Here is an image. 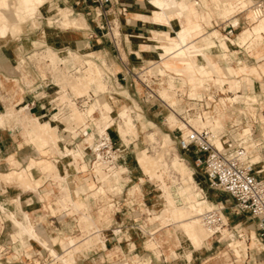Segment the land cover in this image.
<instances>
[{"label": "rangeland", "instance_id": "1", "mask_svg": "<svg viewBox=\"0 0 264 264\" xmlns=\"http://www.w3.org/2000/svg\"><path fill=\"white\" fill-rule=\"evenodd\" d=\"M179 1H181V0H179ZM187 1H190V0H187ZM213 1L214 0H210V4H211L213 10L215 11V13H217V14H215L213 17V20H212L213 23L206 27L207 30H211L212 27H216L223 34L227 35V32L223 31V27L225 26V24L230 22L231 25L234 26L236 29L234 30V34L228 35V36H230L231 38H235L237 36V34L242 29H244L245 27H251L252 26L253 22H252V19H250V17L253 14L251 9H254V5L246 7L245 10L238 9L237 12H241V13L236 16V18H238V21H237V24H234L236 21V20H234V18L226 20V18H229L232 15H229V14L226 15L224 7H222V5H220V4L218 6H216L217 5L216 1H214V2ZM131 2H133V4L130 6L131 10H129V13L127 14V17H128V19H130V21H131V18H133L132 14H131L132 8H140V7L144 6L146 3V0H133ZM191 2L194 3V1H191ZM199 2H200L199 3L200 5L198 4V7L199 6L201 7L202 14L204 16L203 20L205 21L210 17V14L208 11H206L203 8V4H201L202 0H199ZM208 3H207V5H208ZM68 7L69 6L61 0H52V1L50 0L49 3H46L42 7V9L40 11H38L36 18L23 23L22 24L23 26L20 29L16 28V30L13 31V35H12L11 29H9L8 26H3L1 28L2 33H1V37H0V63L4 64L3 67H1L4 69H0V88H4L5 91H7L9 93L10 96L7 97V99H6L7 104L0 107V114L2 112L6 111V109L9 106H16V109L20 108L21 105L27 106V98L31 97L29 95V93H27V88H37L38 93L43 91V90H46V88H54V90H55L56 88H58L54 85V83H57V77L59 78L58 79L59 81L62 79V77H63V79H65V80L62 79L63 82L61 80V82L63 83L62 84L63 86H65L67 88L69 85V87L72 88L71 85L74 82V78L76 80L80 74L81 75L83 74V72L86 68V60L87 59L95 60L96 63L99 65V67L102 69V81L103 82L105 81V83H104L105 88H103L104 89V91H103V89L99 88V86H97L98 84L97 83L94 84V82L88 83L89 85L87 84L85 86H89V87H84V88H88L89 90L92 88L91 90H94L97 87V90H95V95H96V98H98V97L100 98V100L102 102L101 106H103L104 103L107 105L110 104V106H107V108L109 109L113 105L110 108L111 110L109 109V111L112 112V110H114L112 113V115L114 117L111 114H109L110 115L109 117H111V118L113 117L111 119V121L114 120L113 123L116 125H114V127L112 128L111 134L114 135L115 139L118 140V142L122 143L123 146H124V142L121 140L120 135H118L119 134L118 125H119V123L123 124V119L119 115H118V117H119L118 118L117 113L123 109H127L128 112L131 113L133 120H134V123L139 128V132H138V137L134 136V139L131 140V142L129 143V145L127 147V154L128 155H127L126 160L128 162V166L130 167V173H129V175L123 174V176L129 177L132 181L126 182V183L117 182V184L116 185L114 184V185H115V188L117 187L116 189L120 193H122V191L124 190L125 198H127L126 203L128 201H131L132 197L137 198V201L139 203H141L140 206L138 207L137 213L135 212L134 217H133V220L136 219V222H138V223L134 222L135 223L134 227H136V229L131 228L129 231H126V230L123 231L122 228L119 227V223L121 222V219H120L121 217L119 218L120 222H118V223L114 222V213L110 211V208L108 207V205L97 206V204L94 203L91 196L95 195L97 197L100 194L106 195V188H104V187H103V189L101 188V192L99 191V189H100L99 188L92 195L90 194L89 200H88L90 203V206L92 207V214L94 215V217L97 216L98 207H103L102 211L100 210V214L102 215L101 216L102 219L100 221H98V220L95 221L92 218V216L89 214V212L86 213L85 211H83V213H82V211L78 210V212H75L77 214L72 215L71 208H63V206H60V210L58 212H64L67 214V216L63 219L64 225H66L67 227H71L73 229V232L69 231L67 233L75 236L76 239H78V242H76L78 245V246L77 245L76 246L79 247L78 251H80L81 249L83 250L84 256L82 257V259L85 257V255H87V256L89 255L87 253V250L95 248V247L98 249L102 248L101 247V241H100V239L102 237H100V235H95V237H92V232H93L92 230L97 228L96 222L98 223L99 228L106 229V228H108V226H110L111 227L110 229L115 230L118 228L120 230L119 232L113 231V233L115 232L114 234L111 232L110 229L108 231H107V229H106V231H104L105 238H106L105 240L107 242V245L109 247H111V245L117 246V248H115V249L109 248L107 251L101 252L98 254L99 255L98 262H104V264L108 260H113L114 264H154L155 261H160V262L162 260L169 261L170 259L173 258V255L172 256L169 255L171 246H173V249L176 251L174 253V255L178 254L177 260L180 263H185L186 260L183 258V256H180L182 250H185L186 248L191 249L190 246L195 249L191 239H189V238L186 239V237L183 236L177 230V226H176L177 224L173 223V221L171 219H167L168 220L167 221L165 217H162V216L159 217L161 215L160 213H162L161 211L164 209V204L162 202V199H160V192L162 193V190H160L159 185H160L161 181L159 180L160 182H156V180H158L157 178L150 179V177H148V175H144V173L142 172L141 168L139 167L138 161L136 160V154H137L138 150L140 149V150L148 151V153L154 157H156L157 153L162 154L163 160L167 163V164H165L166 166L164 165L166 167L165 168L166 170H164V173H163V180L167 183V185L171 186V189L173 191H176V189L177 190L182 189V188L185 189V188L192 185L191 189L195 190L196 192L200 191L201 189L203 190L202 196L203 197L207 196L206 199H207L208 205L211 208H214L213 205H215V206L224 205L226 207V210L222 209V214L224 216L225 221L227 222V224L224 226V228H225L224 233L226 235L225 234H223V235L214 234L213 236L210 237L208 244H207V247H203V248L199 249V251H195L196 249L194 251H192V254H193L192 259L194 261V264H264V249L259 248V247H255L257 245L253 244V239L251 240V238H252L251 234L253 233L252 230H254L258 236V239L262 243H264V235L263 236L260 235V231L258 230L257 221L255 219H253L250 216V214H248V213L240 214L238 212V209L236 208V206L234 204L235 202L232 200V198L230 196H228L227 194L217 192L216 190L210 188L208 185V182H207V178L205 177V175L203 174L201 169L197 168L195 166V164L193 163V161L190 160L188 157L185 158L183 151L179 150V148H176L177 147L176 135H178L177 129L179 127L182 128V124L180 121L181 117L179 115H176L177 118L174 119L175 124H172V125L169 124V122L167 121V117L171 116V114H170L171 112H169L168 108L162 104L163 103L162 100H159L156 96L151 95V92H148L146 90V88H144L142 86L141 82L138 79H136L133 75H131L132 80H133L131 85L133 86V88H130V86H131L130 84H129L130 86L128 88V83H126L124 80H122L121 77L119 78V80H120L119 83H116V82L112 83L111 81L107 82L105 80V71H106L105 69H109V66L107 65V63L103 64V59H101L102 54H101V52L96 51V45H94L92 48H90L88 46L83 48V46L81 45L78 47V49H80V50H67L66 52L59 53L60 48H56L58 46L55 44H51L49 41V38H46L47 36H49L51 34V32L54 33V35H55V31H59V32L65 31V30H68V28H73V26L74 27H79V26L84 27V26H86L85 25V23H86L85 17L88 19V21H90L91 18H93V16H94V12L91 13V15H90L91 18L87 17L86 15L84 17L82 14L77 16L76 12L73 13L72 9H70ZM152 8L155 9L156 7L154 5H152ZM59 9H62V11L64 9L65 13L60 14L58 12ZM68 9L72 11V14H70L71 12L68 13V11H69ZM196 9H197V7H196ZM118 17H119V19L118 18L116 19V16L112 15V18H114L115 21L117 22V26L112 30V34L110 33L107 35V38H110L111 35H115V36L119 37L118 33L121 30V29H119V25H120V21H123V17H120L119 15H118ZM51 20H53V23ZM125 20H126V18H125ZM75 21H76V23H75ZM135 23H139V24H142L144 26H147V28L144 29L143 31H140V32L138 30H134L135 32H138V33H134V31H132L133 37H137L138 35H142L144 37H149V36H151L152 29H158V30H165L166 29V27L164 25H162L160 23L156 24L152 20H149L148 22H144L141 20H135ZM72 24H74V25H72ZM130 25H132V24H130ZM120 26L122 28L123 24H121ZM45 29L49 30V31H45ZM106 31L107 30L105 29V32ZM263 31H264V29H263ZM43 37L45 39H42ZM259 42H256L254 44V48L258 47L261 44H262L261 47H264V39H262V42L261 41H259ZM235 47H236V49H234L233 51H234V53L236 52V54H234V56L237 57V55H238V58L243 60V62H247L250 65L254 64V58H253L254 56L251 55L252 52L247 51L246 45H244V46L235 45ZM49 51L57 52L59 56H62V58L67 57V54H69V53H70L69 55L74 56L75 55L74 52H76L78 55H81V57H79V58H82V59H79L77 61V63H79V65H80V63L81 64L83 63L81 65V69L79 70V73H77V74L68 73L69 71L66 70L67 66H65L66 69L61 68V66L57 67V62H54L51 58V55H48ZM77 51H80V52H77ZM239 51H241L242 53L238 54ZM87 52L92 53V56H87L86 55ZM155 55L159 57V55H157L156 53H155ZM248 55H250V57H248ZM48 58H50L51 61L47 60ZM83 59H85V60H83ZM99 60H100V62L98 63L97 61H99ZM68 62L71 63L72 61H68ZM24 64L27 67V70L30 71L29 75L27 74V72L24 71ZM156 64H158V63H156ZM149 65H150V62H149ZM222 65L228 66V64H225L224 62H222ZM232 65H237L236 61L233 62ZM18 66L20 67V70H18ZM148 66L145 68V70H142L138 73V75H140V78L147 79L151 75L158 74L157 73L158 71L160 73H163V71H165L163 74L167 73V70L164 69V67L161 64H160V67H155L156 65H152V68L150 69L151 71L146 72L147 69L149 68ZM42 70L45 72L47 70L46 76L44 75V72ZM59 70L60 71L62 70V71H61V73L58 74ZM103 70H105V71H103ZM113 72H115V71H113ZM68 74H69V76H68ZM37 75L39 76L38 78H40L38 80H37ZM70 75H72L73 78ZM60 77H61V79H60ZM64 77H66V78H64ZM175 77L169 76V78H170L169 79V78H166L165 76H162V75L159 76L160 79L156 80L155 85H153V89L161 97L166 96L168 94L170 96V98L165 99V100L169 104H171L170 102L172 100H177V103H175L173 105H178L180 100L175 96L174 92L171 90V88L174 87L173 83L175 81ZM181 77H182L183 82H184V79H186V76L184 75ZM72 79H73V81H72ZM68 81L71 82V85L69 84L70 82L68 83ZM165 81H168L170 88L166 87V84H164ZM186 81H187V79H186ZM43 82H45V83H43ZM95 82H97V81H95ZM160 82H163V84H160ZM212 82L214 83L213 79H212ZM262 82H264V77L262 78ZM64 83H66V84H64ZM187 83L189 84L190 82H187ZM215 83H218V82H215ZM39 85H41V86L38 87ZM221 85H222L221 83H218L217 87H216V84L211 85L212 88H226L227 91L223 90L224 94L214 92V94H216V99L220 98V101H219L220 103L217 105L213 104L212 108L210 109V113H212V115H216V111L218 109L225 108L229 117L226 120L224 131H226V132L230 131L231 132V137L228 138V140L230 142H232L231 145L233 147L234 145H236V142H233V138H236L238 135V132H240L242 129L248 128L247 126H249L248 124L250 123L251 119L246 121V122L244 121V123L241 124L240 127H238L237 129H235V131L232 130V128H230V125L235 120H240V118H239L240 116L238 117L237 111H235V113L232 112L233 109H231L229 107L230 104L227 103L226 98L228 96H234L235 95L234 93H232L231 91L228 90L229 84L228 83L224 84V87H221ZM65 87H62V88H65ZM16 88H17L16 95L13 96L14 92L11 93L9 91H11V90L15 91ZM109 88H121V89H117L119 91L126 90V92H124V94H129V96H128L129 99L128 98L126 99L124 96L118 95L115 93L113 94L112 98L109 97L107 94H103L105 92H108ZM242 88H245V87H242ZM246 88H248V87H246ZM255 88H260L259 83L256 84ZM163 89H164L165 93H164ZM181 89L186 91V90H189L190 88H181ZM262 89H264V88H262ZM200 90L201 89L197 88L196 91H200ZM246 91H248V89H246ZM100 92H102V94ZM247 93H249V92H247ZM44 94L45 93H39L38 98H40L41 96H44ZM121 94H123V93H121ZM239 94H242V92H240ZM150 95H151V97H150ZM96 98L94 97L88 103V105H91V103L94 102V100ZM221 102H223L224 104ZM258 102H259V100H257V103ZM72 106H73V104H72ZM104 108H106V105H104ZM50 110H51V108H48V111L50 112L49 115L51 117L54 114L53 113L54 111L53 110L50 111ZM28 112L32 116L38 117L41 121H49V118H48L49 115L40 112L38 104L36 106H33V108L31 110H28ZM255 112L258 113V116H257V119H258L260 109H258ZM136 113L142 114V120L141 121H140V119H138L139 118L138 115L136 116ZM147 113L150 115L145 116V114H147ZM119 114H120V112H119ZM263 114H264V112H263ZM95 116L98 117V112L95 114ZM22 117H24L23 114H22ZM63 118H64V120H63V123H61V125L63 127L67 126L66 128L68 130H63L62 129L63 127H62L59 130V134L66 135L68 132H65V131H69V130L72 131V129L73 130H75V129L72 127L71 128L69 127L70 125L68 123H70V121H71L70 116H67V114H66V115H64ZM69 118H70V120H69ZM98 118H96V119H98ZM248 118H249V116H248ZM263 118H264V115L261 116L262 120H264ZM31 119L26 120V121H22L21 122L22 125H16V124L12 123L13 131H10L13 134L12 139L9 138V133L7 134L9 127H6V130H5L6 133L3 134V137L6 139H4L3 142H0V149H1V153L3 155H8V153L12 152V153H15L17 158H19L21 160L22 157L24 156V154L27 151L31 150L32 145L28 144L26 142L24 135L22 133V130H25L23 128L24 126L27 128V130H29L28 125L31 124V121H30ZM72 120L74 121V119H72ZM143 120L147 124L145 122H143ZM25 122H26V124H25ZM74 122H76V120ZM148 122H151V123L148 124ZM51 124L53 126H55L56 123H51ZM21 126L23 129L21 128ZM91 126L93 127V130H94L95 126L94 125H91ZM254 126H255V129L257 130V133L259 132L258 133L259 135L257 136V138L254 137L250 140V144H251L250 148H255V147H253L254 143H256V142L258 143L259 141H261L260 146H257V148H259V147H260V149L263 148L262 152L261 153L258 152V153L262 156V158H263L262 160H264V136L262 135L263 134V128H262L263 126H262V123H260V122L254 124ZM141 127L143 129H141ZM221 127H223V123L221 120H220L219 125L214 124V130L217 134H218L217 131ZM244 127H246V128H244ZM86 128L87 127H85V131L88 130ZM249 128H250V126H249ZM1 130H2V128L0 127V131ZM31 132H32V130H31ZM246 132H249V129ZM25 133H27V132L25 131ZM88 133H89V130H88V132L86 131V134H88ZM96 133H97V128H96ZM150 133L154 134V139H151ZM31 136L32 135L31 134L29 135V133H28V137L30 139H31ZM217 139L219 140V138H217ZM31 141H32V139H31ZM254 141H256V142H254ZM33 142L34 141H32V143ZM254 151H255V149H254ZM34 155L38 156L37 154H35L33 152V156ZM254 156H257V155L254 154ZM175 157H178L181 161H183L185 163V165L189 169L188 171L191 170L194 172L195 175H193V180H191L192 183L191 182L189 183V181L186 178H185L186 180H184L182 175L180 174V171L178 169H176L175 166L172 165V162L175 159ZM38 160H40V159L38 158ZM62 163L60 162V167H62V165H64V162H62ZM255 166H256V168H259L260 163L258 162ZM84 167H86L85 164H84ZM62 168H59V169H60V172L62 174H64L65 170H62ZM6 171L9 172V171H12V169H9V171H8V168H1L0 169V176H1V173H4ZM33 173H34L36 178H39L40 176H42L39 172L36 173V171H35ZM68 173L70 174L68 177V180H70V179L72 180V178H74V179H77V182L79 184H81V183L85 184V185L80 187V190H82L83 192H86L89 190L87 185L89 183H91V180L85 182V177H88V175L86 173L85 174L84 173L74 174L72 167H71V169H68ZM186 176H188V175H186ZM185 181H188V182H185ZM0 182L5 184V181H3L1 179H0ZM49 183H51V185H49ZM151 183H153V184L151 185ZM122 184L125 185L123 190H122ZM16 185H17L16 183H13V184L6 183V185H4V186L5 187L11 186L13 188V190H10L9 193L12 194V191L15 190L14 187ZM56 185H57V182H55L54 179H52V180L50 179L42 187V188H45L44 190H46V191L50 190L52 192V189L54 190V193H52V195L55 198L48 200V202L53 203L54 207H58V204H59L58 201L60 200L61 196L63 195V191L60 189V187H58ZM78 185L75 184L74 186H78ZM136 185H138L139 189L142 192L139 189H138V192L137 191H135V192L133 191V193L130 192V189L132 190V187H134ZM18 189L19 188H17V190ZM18 191H23V189H19ZM91 192H93V191H91ZM91 192H89V193H91ZM127 193H128V195L126 196ZM205 194H206V196H205ZM80 196H81L80 194L77 196H74V194H73L74 199H78ZM86 199H87V196H86ZM181 200L182 199H178V202H177L178 206L183 205ZM9 201H10V199L8 200V202ZM142 202H145L147 206L142 204ZM5 206L8 209L12 208V205L10 202L8 204H5ZM71 206H72V204H71ZM31 211H34L31 213L35 214V216L42 214L41 210H35L34 209ZM139 211L141 212L140 215H139ZM104 212L105 213L107 212V214L110 213V216L108 219H106V217L103 216L105 214ZM117 213H119V216H121L120 213H122V212L118 211ZM83 214H85V215L88 214L91 217L90 221H92L93 223L90 222L89 220H83V216H84ZM73 216H75L78 219L81 216V220H80L81 225H80L79 220L73 219ZM110 218H111V220H110ZM154 218H156V219H154ZM152 219H154V220H152ZM127 222L128 221L125 220L124 224ZM139 225L142 229H140ZM145 228H146V230H145ZM9 229H10V231L14 230L12 228V226H10ZM53 229H54V226H51L50 228H48V231H52ZM77 229H79V230H77ZM239 229H240V231H239ZM65 231H67V230L65 229ZM177 231L181 237V241L178 239ZM135 232H137V233H135ZM154 232H156L154 235L155 238L152 235H150V236L153 237L152 240L155 242V245L151 246V247L146 246V243L144 242L143 238L147 237V239H150L149 234L154 233ZM166 234L169 237H167ZM64 235L65 234L63 233L61 238H64ZM102 235H103V233H102ZM117 235H119V236H117ZM39 236H40V234H39ZM118 237H121L122 239L118 240ZM40 238H42V237L40 236ZM71 238L76 241L75 238H73V237H71ZM8 240H9L8 236H6V235L1 236L0 237V246L7 244ZM68 240L65 243H63V241H62V243L64 245H66ZM233 240H241V241L243 240L244 243L242 241V245H244V244L248 245V249L244 250L241 246H239L238 249H239L240 255L238 256V254L235 253L236 251L234 252V249L230 245V243ZM4 241H6V242H4ZM93 242L95 244H92ZM132 243H135V245ZM33 244L35 245L36 249H40V246L37 245V243L34 242ZM91 244H92V247H89V246H91ZM156 244L157 245L160 244V250L162 252V255L160 257H158L151 250V248H154L156 246ZM229 245H230V247H229ZM204 246H206V244ZM142 248H145V253H143ZM251 249H253V250L251 251ZM71 251L72 252H68V253L72 254L73 250H71ZM68 255L66 254V256L61 257L64 264H69L72 262L69 260H68L69 262H66L64 260V258H69ZM7 256H8V258L12 257L10 254ZM47 260H49V259H47ZM23 261L25 263V262H28L30 260H26L25 258H23ZM60 262H61V260H59V262L57 264H63L62 262L61 263Z\"/></svg>", "mask_w": 264, "mask_h": 264}, {"label": "bare ground", "instance_id": "2", "mask_svg": "<svg viewBox=\"0 0 264 264\" xmlns=\"http://www.w3.org/2000/svg\"><path fill=\"white\" fill-rule=\"evenodd\" d=\"M49 1L50 0H0V37H1V33H2L1 28L3 26H8L9 29H11L12 35H13V31L16 30V28L20 29L23 26L22 25L23 23L36 18L38 11H40L46 3H49ZM191 1H194V3H196V4H198V2H199V0H190V1H187V0H181V1H179V0H150V3L156 7L155 9H153L154 20L167 23L169 25L171 33H172L171 37H167V38L161 37L159 39L154 38L153 41L155 43L152 46L153 52H157L159 54V57L162 59L161 65L164 67V69L170 66L169 61L166 59L167 57L170 56V57H175V58L182 60V62H183L182 67L183 68H181V69L177 68V67L173 68L177 72V73H173L175 75L180 76L182 70L194 71L197 74V77H196L197 81L196 82L199 85L206 84L208 82V80H212V79L214 80V83L218 82V83H221L223 85L226 81L225 78H227L229 76L237 75L239 71L237 69H235L234 66L228 65V66H226V69H225L226 70L225 76H224L225 78L219 76L217 65L211 59L210 54H217L221 51L219 48V45L217 43V40H219L221 38V35L219 34V32L217 30L206 32L203 29L202 24L200 22V19L202 18V14L200 13L199 15H197L196 7H195L194 3ZM214 1H216V4H217L216 6H218L220 4V5H222V7H224L226 15L227 14L233 15V14L237 13L238 9L245 10L246 7L252 6L256 2L255 0H214ZM251 10H252L253 14L250 17V19H252L253 24L251 27H245L240 32V34L238 35V43L241 46L246 45L249 48H254V44L256 42H259V41L262 42V39H264V31H263V29H264V12L256 11L255 8L251 9ZM63 11H64V9H63ZM63 11H62V9L58 10V12L60 14H64L65 11L64 12ZM69 12H71V10H69L68 13ZM196 18H198V19H196ZM75 23H76V21H75ZM74 24H72V25H74ZM163 40H165V41H163ZM49 53H48V55H51L52 60L54 62H57V67H60V65L62 63H64L65 66H67V63H69L66 59L62 58V56H59L57 52L49 51ZM69 54H67L68 57L74 58L73 56H71ZM74 54H75V52H74ZM86 55L92 56V53L87 52ZM222 56L223 57L225 56L224 58H226V59L229 58L227 52L224 53V55H222ZM75 57H76L75 60L82 59V58H79L81 56H79L77 53H76ZM255 58H257V57H255ZM47 60L51 61L50 58H48ZM83 60H85V59H83ZM105 63L106 62H104V60H103V64H105ZM155 67H160V64H156ZM244 70H245V67H242L241 71H244ZM256 70L257 69H255V71ZM61 71L59 70L58 74L61 73ZM103 71H105V70H103ZM164 72L165 71H163V73ZM68 76H69V74H68ZM70 76H72V75H70ZM170 76L175 77L173 75H170ZM66 77H64V78H66ZM72 78H73V76H72ZM180 78L182 79V77H180ZM58 79L59 78L57 77L58 84L62 83L63 80H65V79H63V77H62L63 80L60 77L62 82H61V80L59 81ZM244 79L246 81L252 82L251 78L245 77ZM72 81H73V79H72ZM95 81H97V82H95ZM69 82L70 81H68V83ZM91 82H94V84L97 83L98 84L97 86H99V88H102V89L105 88L104 87L105 81L104 82L102 81V69L99 67V65L96 63L95 60L87 59L86 60V68H85L83 74L82 75L80 74L76 80L74 78V82L72 83V85H71V82L69 84L72 86L71 89H72L74 95L83 96V95H86L92 89L91 88L89 90L88 88H84V87H89V86H85V85H87L88 83H91ZM184 82H186V79H184ZM64 84H66V83H64ZM240 85H241L240 81L237 80L236 86L240 87ZM193 86L191 87L192 88L191 89L192 91H190L191 94L201 95V93H199V91H196L197 88H194ZM63 87H65V86H63ZM68 87H69V85H68ZM216 87H217V85H216ZM65 89H66V87L63 90L65 91ZM236 89H240V88H236ZM95 90H97V87L93 91L95 92ZM103 91H104V89H103ZM163 91H164V89H163ZM164 93H165V91H164ZM261 96H262V94L260 96H258V99L257 98L244 99V100H242V102H244L246 106H253L257 102V100H259V103H261V108H262V107H264V100L262 102L260 101ZM60 98H61L62 102H65V101L69 102V106H70L69 116L71 118V121H73L72 119H74V121L76 120V122L79 125H81V126L85 125V127H87L86 129H88V130L91 129L90 124L87 123L89 120L95 121L97 133H102L105 131L106 128H109L111 125H114V123H113L114 120L111 121V119L113 117L112 118L109 117L110 116L109 114H111L109 109L112 106L109 109L107 108V106H110V104L107 105L104 103V105H106V108H104V105L101 106L102 102H101L99 97L96 98L94 100V102H92L91 105H88L89 107L87 106L88 108L86 107L85 109H80L72 99L67 97L66 92L61 94ZM160 98L165 100V99H169L170 96L167 94L166 96H162V97L160 96ZM228 99L230 100V102H233V103L234 102H240L238 97L235 95L229 97ZM250 100L252 102H250ZM170 103L173 105V104L177 103V100H172ZM72 104H73V106H72ZM167 107H168L169 112H171L170 113L171 116L167 117V121L171 125L175 124L174 119L177 118L176 113L173 112L169 108L168 105H167ZM181 109L182 108H179V111H181ZM97 112H98L99 118L95 116V114ZM10 114L11 113L8 112L7 115L10 116ZM119 116L123 119V124L119 123V125H118L119 135H120L121 139L124 141V143L128 145L131 142V140L134 139V136L138 137L139 128L134 123L133 117H132L131 113L128 112L127 109L121 110ZM52 117L56 120H59V121L62 120V119L58 118V114H55ZM53 118H51V119H53ZM70 118H69V120H70ZM96 118H98V119H96ZM220 120H221V116L216 111V115H210L207 117L206 120H202L200 118H197V119H192L191 122L194 124L195 127H209V128H211V130L213 131V142L219 148H222L223 141L221 138V132H223L225 128H224V126L219 128V130L217 131L218 134L214 130V124L219 125ZM30 121H31V124L28 125L29 130H27V128L23 125L24 126L23 128L25 129L23 132L25 133V131H26L29 133V135L31 134L35 137V139H34L31 136V138L34 139V142L30 143V144L33 146V149L35 150V152L40 156L39 157L40 160L32 159L29 162H27L26 166L21 167L20 165H22V163L19 160H16L13 158L8 163V165L12 166V168H11L12 171H9L5 174H2L1 179L5 182H17L18 184H20L22 186L32 187V188L36 189V186L39 184V181L35 180V177L32 173V169H36L38 172H42L46 179L47 178L54 179L60 186H62V188H65L68 191V185H69L68 184V182H69L68 170H65L64 174H62L60 172V169H59V168H61L59 165L60 161L57 157H54L57 154H62V155L65 154V152L62 151L60 144H59L61 137L57 133V130H58V127H56L57 125L53 126L49 121H41L38 117L32 118ZM180 121L182 124V128H185L186 127L185 122L181 119H180ZM262 121H263L262 126H263V135H264V120H262ZM20 124L22 125V123H20ZM25 124H26V122H25ZM141 129H143V128L141 127ZM31 130H32V132H31ZM76 130L72 129V131H76ZM247 130H248V128L242 129L240 132H238L237 137L243 138L246 141L245 147L248 149V151L250 153H254L255 151H257V144L258 143L256 141H254V142H256V143H254V146H253L255 148H250L251 147L250 140H249L250 136L248 135L249 132H246ZM251 130H252V128L250 127V132H251ZM150 137H151V139H154V134L150 133ZM217 138H219V140ZM86 140L92 144L93 141L95 140V131H89V133L87 134ZM254 149H255V151H254ZM68 153H70L74 158L82 157V152H80V151H76V150L70 151L69 150L67 152V154ZM259 153H258V151L254 153L257 156H254L253 160L256 161L257 163L262 160V156ZM136 160L138 161L139 167L141 168L144 175H148V177H150V179L157 178L158 180L161 181V182L159 181L160 182L159 188H160V190H162V193L160 192V199H162V202L164 204V209L161 211L162 212V213H160L161 215L159 214L160 215L159 217H161V216L165 217L166 220L171 219L173 221V223L177 224L176 225L177 230L183 236H185L186 239L187 238L191 239L193 246L195 247L196 250L203 248L205 244L207 246L210 237L213 236L214 230L212 227H209L206 224V222L203 220L202 214L206 210H213L215 208V205H213L214 208H211L208 205V202L206 199V197H207L206 194H205L206 197L202 196L203 190L201 189L200 191L196 192L195 190L191 189V187H192V185H191L187 188L184 187L185 189L182 188V189H178V190L176 189V191H173L171 189V186L167 185V183L163 180V173H164V170H166L165 164H167V163L163 160L161 153H157L156 157H154V156L150 155L148 153V151L139 149L137 154H136ZM172 165L175 166V168L180 171V174L182 175L184 180L187 179L189 181V183L190 182L192 183L191 180H193V175H195V174L191 170L188 171L189 169L183 161H181L178 157H175V159L172 162ZM18 167H20V168H18ZM82 167L85 168L84 164ZM125 168L126 167H122L121 169L116 171L111 179H109V177H107L106 175L101 173L102 174V180L107 181V183H114L115 185L117 184V182L126 183V182L132 181L129 177L123 176V174H124L123 172L128 170ZM98 171L101 172L100 169H98ZM128 175H129V173H128ZM186 175H188V176H186ZM188 181H185V182H188ZM101 188L103 189V187H100V189H99L100 192H101ZM138 189H139V187H138V185H136V186L132 187V190L130 189V192H132V193H133V191L138 192ZM67 196L70 199V203L72 204V206L77 209L76 202H74L71 199L70 193H68ZM87 198H89V195L87 196ZM95 198H97V197L95 196ZM178 199H182L181 201H182L183 205L178 206V204H177ZM0 211L2 213V210H0ZM83 215H84L83 220H89V221L91 220L90 219L91 217L88 214H86V215L83 214ZM154 219H156V218H154ZM154 219H152V220H154ZM13 221L15 224H17L21 227L19 230H17V232L15 234L12 235L14 240H17L23 234H25V235L29 234V236L34 237L42 245L46 246V243L44 242V240L42 238H40L36 229H34L35 227L33 228V226H31V225L23 224V223L17 221L16 219H13ZM90 222H92V221H90ZM117 229H115L114 231L119 232L120 230L119 229L117 230ZM140 229H142V228L140 227ZM145 230H146V228H145ZM178 231H177V236H178V239L181 241V237H180ZM224 231H223V234H225ZM239 231H240V229H239ZM117 236H119V235H117ZM119 238H121V237H119ZM252 239H253V244L257 245L256 237H255L254 233H252ZM68 241L69 242L67 243V247L71 246V248H73V253L72 254L68 253L69 258H64V260L66 262L72 261L71 263L74 264V262H76L78 260V254L80 253V251L82 249L80 251H78L79 247H77L78 245L74 239L71 238ZM242 241L241 240H233L230 243V245L234 249V252L236 251L235 253H237L238 256L240 255V252L238 249L239 246H241L244 250L248 249V245H246V244L242 245ZM243 243H244V241H243ZM132 244L135 245V243H132ZM230 245H229V247H230ZM52 253L55 254V251L53 250ZM190 255H191V253H188L189 258H190ZM71 263H69V264H71Z\"/></svg>", "mask_w": 264, "mask_h": 264}, {"label": "crops", "instance_id": "3", "mask_svg": "<svg viewBox=\"0 0 264 264\" xmlns=\"http://www.w3.org/2000/svg\"><path fill=\"white\" fill-rule=\"evenodd\" d=\"M61 1L66 3L69 6L68 8L72 9L73 13L76 12L77 16L82 14L84 17L86 15L87 17L91 18L90 15L93 12H94V16H93V18H91L90 21H88V19L85 17V19H86L85 25L86 26H84V27H81V26L74 27L73 26V28H68V30H65V31H60V32L55 31V35H54V33L51 32V34L46 37V38H49V41L51 44H55L58 46L56 48H60L59 53L66 52L67 50H80V49H78V47L81 45L83 46V48L87 47V46L92 48L94 45H96V51L101 52V54H102L101 59H103L107 63V65L109 66V69L111 68L113 71L118 73V77L119 78L121 77V79H123V75H125L126 80H128L127 82L132 81V77H131L132 74H127L126 66L130 69L132 68L134 71L140 72V70L145 69L149 65V62H150V65L148 66L149 68L146 71V72H148V71H151L150 69L152 68V65H156V63H158V64L162 63V59L155 55V53L157 55H159V54L157 52H153L152 46L155 43L153 41V39L154 38L159 39L161 37H165V38L171 37L172 33H171L170 27L167 23L154 20L153 8H152V5L150 3V0H146L145 5L140 7V8H132L131 14H132L133 18H131V21H130V19H128L127 15L125 17L119 15L117 10H116L117 9L116 6L112 7L111 9H109L106 12H102V11H104V9H107L108 6H104V8L102 10V7L98 6L92 0H61ZM131 1H133V0H124V2L127 3L129 6L127 14L129 13V10H131L130 6L133 4V2H131ZM206 2L207 3L209 2L208 5ZM199 3L200 2H198V4ZM198 4L194 3L195 7H197V9H196L197 15H199L200 13L202 14L201 7L200 6L198 7ZM202 4H203V8L206 11H208L210 14V17L205 21L203 20L204 16L202 14V18L200 19V22L202 24L203 29L206 32L217 30L219 32V34L221 35V38L219 40H217V43H218L221 51L217 54H210V57L215 62V64L217 65L219 76L224 77L225 71H226L225 70L226 66H223L222 62H227L228 65H232L233 57H235L234 54H236V52L234 53L233 50L236 49L235 45H239L238 34L243 29L237 34V36L235 38H231L230 36L223 34L216 27H212L211 30H207L206 27L213 23V21H212L213 17L217 13H215V11L213 10V8L210 4V0H202ZM72 11L70 14H72ZM98 13H101V14L99 15ZM240 13L241 12H237V13L233 14L232 16H230L229 18H226V20L234 18V20H236L234 24H237L238 18H236V16ZM112 15H115L116 19L117 18L119 19L118 15L120 17H123V21L119 20L120 25L123 24V27L121 28V26L119 25V29H121L120 32L118 33L119 37H117L115 35H111L110 38H107V35L110 33L112 34V30L117 26V22L115 21L114 18H112ZM125 18H126V20H125ZM196 19H198V18H196ZM135 20H141L144 22H148L149 20H152L156 24L160 23V24L164 25L166 27V29L165 30L152 29L151 36H149V37H144L142 35H138L137 37H133L132 31L138 30L140 32V31H143L144 29L147 28V26H144V25L139 24V23H135ZM51 21L53 23V20H51ZM108 21H110L112 28L108 27ZM113 23L115 25H113ZM130 24H132V25H130ZM227 25H231V23L228 22L227 24H225V26H227ZM105 29L107 30L106 32H105ZM45 31H49V30L45 29ZM134 33H138V32L134 31ZM42 39H45V38L43 37ZM165 40H163V41H165ZM261 46H262V44L259 45L258 47H255V48H249L248 46H246V48H248L247 51L252 52L251 55H253L254 58L257 57V58H255L254 64L250 65L247 62H243V60L235 57V59L238 61V63H237V65H232V66H234V68L239 71L238 74L234 75V76H229L227 78L224 77L226 80L224 84H226V83L229 84L228 90L233 92L235 94V96L238 97L240 102H242V100H244V99H251V98H257L258 99V96L261 95V90H263L262 88H264V82H262V78L264 77V47H261ZM226 52H227L228 57H229L228 59L224 58L225 56L224 57L222 56ZM75 55H76V53H75ZM75 55L73 56L74 58H70L67 56L68 58L65 57L64 59H66L67 61L75 62V59H76ZM166 59L169 61V64H170L169 67L165 68L167 70V73H165V74H162L160 72H157V73H159L161 75L170 76V75H174L173 73H177L175 71V69H173V68H175V67L180 68V69L183 68L182 67L183 66L182 60L175 58V57H170V56L167 57ZM3 65L4 64L0 63V69H4V68H1V67H3ZM242 67H245L244 71H241ZM255 69H257V70L255 71ZM18 70H20L19 66H18ZM24 71L27 72L28 75L30 74V71L27 70V67L25 66V64H24ZM43 72H44V75L46 76L47 70H46V72L45 71H43ZM184 75L186 76V79H187V81L185 83L180 78L182 80V81H180V83H182L183 86L190 85L192 87L194 85L193 86L194 88H199V89L206 87V84H203V85L197 84L196 72L182 70L181 76H184ZM38 77L39 76L37 75V80L40 79ZM245 77L251 78L252 82L246 81L244 79ZM175 79H176V77H175ZM236 79L240 81V84H241L240 87L236 86V81H237ZM187 82H190V83L188 84ZM43 83H45V82H43ZM258 83L260 85V88H255L256 84H258ZM129 86L130 85L128 84V88H129ZM242 87H245V88H242ZM246 87H248V88H246ZM130 88H133V86L131 85ZM236 88H240V89H236ZM191 89L192 88H190V91H192ZM246 89L250 90L251 92L247 93ZM257 89H259V91ZM16 90H17V88L15 89V91L11 90L9 92H11V93L14 92V94H13V96H14V95H16ZM239 90H242L243 93L239 94L240 93ZM200 91H199V93H200ZM123 92H126V91H123ZM27 93H29V92L27 91ZM40 93H45V94H44V96L40 97L39 103H36L35 105H31L30 101L33 100V93H29V95L31 97L27 98V104L29 105L28 107L26 105H23V106L21 105L20 108L16 109V106H9L6 109V111H4L0 114V127L2 128V130L0 131V142H3L4 139H6L3 137V134L6 133L5 132L6 127H9L7 134L9 133V138L12 139L13 134L10 132V131H13L12 123H14L16 125H21L20 123L22 121H26V120H29L31 118H36L35 116H32L28 112V110H31L33 108V106H36L38 104L40 112L49 115L50 112L48 111V108H50V106H49L50 98H52L51 96H53L54 88H46V90H44L43 92H40ZM9 96H10L9 93L7 91H5L4 88H0V107L7 104L6 99ZM37 97H39V94L37 95ZM229 97H231V96H228V98ZM228 98H226V100H229ZM250 102H252V101L250 100ZM255 104L253 106H246L245 105L246 106L245 109L241 108L240 114H242V115L246 114V115L252 116L253 118H257L258 113L255 112V110H256V108L254 107ZM8 112L11 113L10 116L7 115ZM217 112L220 114L221 121H222L223 126L225 128V123H226V120L229 117V115L227 114L225 108H220L217 110ZM22 114L26 119L24 117H22ZM137 115L139 117L138 119H140V121H141L142 120V114L136 113V116ZM147 115L149 116L150 114H148V113L145 114V116H147ZM262 115H263L262 112L259 113L260 118ZM49 116H48L49 122L50 123H56L55 126L57 125L56 126V127H58L57 132H58V135L60 136L59 130L63 127L61 125V122L59 120L54 119L52 116L51 117H49ZM51 118H53V119H51ZM143 122H145V121L143 120ZM150 123L151 122H148V124H150ZM248 125L251 128H253V123H249ZM249 126H247V127H248L249 132H250ZM21 128H22V126H21ZM244 128H246V127H244ZM23 131L24 130H22V133L24 135L26 142L28 144L32 143V141H34L35 137H33V135H32V137L34 139L31 138L32 139V141H31V139L28 137V132L24 133ZM33 152L35 154H37L35 152V150L33 149V146H32L31 150L27 151L24 154V156L22 157V159L20 160L19 158H17L15 153H12V152L8 153V155H3L1 153V149H0V169L1 168H8V171H9V169H11L12 166L8 165V163L13 158L16 160H19L22 163V165H20V166H26L27 162H29L30 160L38 159L40 157L38 154H37L38 156H36V155L33 156ZM18 168H20V167H18ZM62 170H63V168H62ZM35 171H36V173L38 172L36 169H32V173ZM6 172L1 173V176H2V174H5ZM39 173L42 175L39 178H36L34 173H33L35 180L39 181V184L36 186V189H34L32 187L22 186V185L18 184L17 182H5V184L0 182V210H2V213L0 211V218H3V219L6 218V219H9L10 221H12L13 229H14L13 231L10 232V236H9V240L7 241V244L10 242L11 246H13V245L17 246L16 250H17L18 254H20L19 252L21 249L27 250V253H26L27 255L31 254L30 251H32V252L36 251V250H34L35 245L32 242L37 243V245H39V244L42 245L34 237L29 236V234H26V235L23 234L20 238H18L17 240H14L12 235L15 234L17 232V230H19L21 228L19 225L14 223L13 219H16L17 221H19L23 224L31 225V226H33V228L35 227L34 229H36L37 233L40 234V236L43 238L44 242L46 243V246H44V245H42V246L46 249H49L51 254L57 260H61V262L64 264L61 257L66 256V254L68 255V252H72L71 250H73V248L71 249V246L67 247V243L69 241L66 243V245H64L63 243H65L69 238L71 239V237H73L75 239H76V237L67 233L69 231L73 232V229L71 227H67L66 225H64L63 219L67 216V214L64 212H58L60 210V206H63V208H71L72 215L77 214L75 212H78V210L82 211V213H83V211H85L86 213L89 212V214L92 216V218L95 221L96 220L100 221L102 219V217H101L102 215L100 214V210H102L103 207H98L97 216L94 217V215L92 214V207L90 206V203L88 201L89 198L86 199V196H88L90 194L92 195L94 193V192H91L94 188V184L89 183L87 185L89 190L86 192H83L82 190H80V187L85 185V184L84 183L79 184L77 182V179L72 178V180L70 179L68 182V184H69L68 185V191L69 192L65 188H62V186H60L58 183L56 185V186L60 187V189L63 191V195L61 196L60 200L58 201V203H59L58 207H54L53 203H51V202H48L47 205L46 204L44 205V207H46L48 210H50L52 212V214H55V217H52V216L46 217L43 212H42V214L35 216V214L31 213L34 211H31V210L41 209L39 207V204H40L39 199H42V200L45 199V201H48L49 199L55 198L52 195V193H54L53 189L51 192L50 190L46 191V190H44L45 188H42L45 185V183L47 181H49L50 179L52 180V178L46 179L42 172H39ZM1 176H0V179H1ZM87 181H89V179L87 177H85V182H87ZM6 183H10V184L16 183L17 184L14 187L15 190L12 191V194H10L9 192H10V190H13V188L11 186L5 187L4 185H6ZM75 184H77V185L79 184V185L74 186ZM49 185H51V183H49ZM124 186L125 185L122 184V190L124 189ZM17 188L23 189V191H18L19 189L17 190ZM89 192H91V193H89ZM68 193H70L71 199L74 202H76L77 210H76V208H73L71 206L70 199L67 196ZM73 194H74V196H77L80 194L82 197L80 196L78 199H74ZM92 196L95 197V195H92ZM29 198L33 199L34 202L37 203L34 207L32 205H29V203H28ZM9 199H10L9 202L12 205V208H10V209H8L5 206V204L9 203L8 202ZM142 204L146 205L145 202H142ZM108 214L106 212L103 216H105L106 219H108L110 216V213H108ZM120 214H121V216H119V213H115L114 222H117V223L120 222L119 218L121 217L120 223H121V225H125L124 229L121 226L122 230L124 231V230L129 229L130 228L129 225L131 224L132 219H128V217L126 218L123 212ZM140 214H141V212L139 211V215ZM73 219L80 221L81 216L79 219L76 218L75 216H73ZM39 220H40V225L38 224ZM110 220H111V218H110ZM125 220L128 222L124 224ZM80 225H81V221H80ZM96 225H97V228L92 230L94 232V233L92 232V237H95V235H100V237H102L100 239L102 248L98 249L95 247V248L87 250V253L89 255L88 256L85 255V257L83 259H82V257L84 256V254H83V250H81L80 253L78 254V261L74 262V264H104V262H98V257H99L98 254L101 252L107 251L109 248H111V249L117 248L116 245H111V247H109L107 245L106 240H105L106 238H105L104 231H106V229L108 231L111 227L108 226V228L102 229V228H99V225L97 222H96ZM51 226H54V229L52 231H48V228H50ZM65 229L67 231H65ZM77 230H79V229H77ZM110 230L113 233L114 229H110ZM252 231L256 237V242H257V246H255V247H259V248L264 249V243H262L258 239L256 232L254 230H252ZM156 232L149 234V236L152 235L154 237ZM63 233L65 234L64 238H61ZM102 233H103V235H102ZM135 233H137V232H135ZM152 236L149 237L150 239H147V237L143 238L144 242L146 243V246L151 247V246L155 245V242L152 240L153 239ZM166 236L169 237L167 234H166ZM251 236H252V234H251ZM121 239L122 238L118 237V240H121ZM251 240H252V238H251ZM12 241L14 242L13 245H12V243H13ZM62 241H63V243H62ZM4 242H6V241H4ZM76 242H78V239H76ZM92 244H95V243L93 242ZM92 244L89 247H92ZM204 247H207V246H204ZM190 248L191 249L186 248L185 250H182V252L180 254V256H183V258L186 260L185 263H180L177 260L178 254L174 255V253L176 251L173 249V246H171L169 255H171V256L173 255V258L170 259L169 261H167V260H162L161 262L155 261L154 264H194V261L192 259L193 258L192 257V255H193L192 251H194L195 249L191 246H190ZM53 250L55 251V254L52 253ZM151 250L158 257H160L162 255V252L160 250V244H158V245L156 244V246L154 248H151ZM252 250L253 249H251V251ZM142 251H143V253H145V248H142ZM195 251H199V250H195ZM188 252L191 253L190 258H188ZM10 255L12 257L8 258V259H12L14 257L13 254H10ZM0 256H1V254H0ZM15 257H16V254H15ZM105 264H114V261L108 260Z\"/></svg>", "mask_w": 264, "mask_h": 264}, {"label": "built area", "instance_id": "4", "mask_svg": "<svg viewBox=\"0 0 264 264\" xmlns=\"http://www.w3.org/2000/svg\"><path fill=\"white\" fill-rule=\"evenodd\" d=\"M92 1H94L98 6L102 7V10L104 6H108L107 9H104V11L102 12H106L112 7L116 6L117 8L116 10L119 15L123 17L127 15L129 6L127 3L124 2V0H92ZM254 8L256 9V11L264 12V0H256L254 4ZM98 14L100 15L101 13ZM113 25L115 24L113 23ZM108 27L112 28L110 21H108ZM235 29L236 28L232 25H227L223 27V31H226L227 35L234 34ZM240 53L242 52L239 51L238 54ZM235 57H233L232 63L235 61L236 63H238ZM248 57H250V55H248ZM77 61L78 60H75V62L67 63V69L65 68L64 63H62L60 66L61 68H65L67 71H69L68 73L77 74L81 69L80 66L81 64L79 65ZM97 62L99 63L100 60ZM224 63L228 64L227 62ZM105 70H106L105 80L107 82L111 81L112 83L113 82L119 83L120 80L118 77V73L113 72L110 69H105ZM126 70H127L126 71L127 74H132L136 79H138L141 82L142 86L146 88L148 92H151V95L156 96L159 100H162L163 102L162 104L164 106L167 107L168 105L169 108L176 113V115H179L181 117V120L185 122L186 127L185 128L179 127L177 129L178 135H176V145H177L176 148H179V150L183 151L185 158L188 157L190 160L193 161V163L197 168L201 169V171L207 178V182L210 188L216 190L217 192L227 194L228 196H230L232 200L235 202L234 204L240 214L248 213L253 219L257 221L258 230L260 231V235L263 236L264 235V160L260 161L259 162L260 167L256 168L255 165L257 164V162L253 160L254 153H250L248 149L245 147L246 141L243 138L240 137L233 138V142H236V145L232 147L231 145L232 142L228 140V138L231 137V132L230 131L221 132L223 146L222 148H219L213 142V131L211 130V128L195 127L194 124L191 122L192 119H197V118L206 120L208 116L212 115V113H210V109L212 108V105L213 104L217 105L220 103L219 102L220 98L216 99V94H214V92L224 94L223 90L227 91V89L212 88L211 87L212 84L217 85L218 83H212V80H208V82L206 83V87L201 89L202 92L200 91L201 95L199 94L193 95L191 94L190 89L186 91L181 89V88H191V86L190 85L182 86V84L180 83L181 81L180 76L174 74V76H176V79L174 81V87L171 88V90L174 92L175 96L180 101L178 105H171L166 100L160 98V95L157 94L153 89V85H155L156 80L160 79L159 76H161V74L158 73L156 75H151L147 79H142L140 78V75H138L139 72L134 71L132 68L130 69L126 66ZM142 70L145 69H141L140 71ZM162 76L169 78L168 75H162ZM122 80H125L126 83L130 85L132 84L133 81L132 80L131 82H127L128 80H126L125 75H123ZM62 84L63 83L58 84V82L54 83V85L58 88L54 90V94L52 98H50V104H49L51 110L54 111V114L52 116L58 114V118L62 119L60 120L61 123H63L64 115L67 114V116H69L70 114L69 102L68 101L62 102L60 98L61 94L66 92L67 97L72 99L80 109H85L88 106V103L94 97L96 98L95 92L93 90H90L86 95L76 96L74 95L70 87H67L64 91L63 90L64 88H62L63 87ZM160 84H163V82H160ZM164 84H166L167 88H170L168 81H165ZM40 86L41 85H39L38 87ZM221 87H224V85H221ZM117 89H121V88H109V91L103 94H107L109 97L112 98L113 94L115 93L124 96L126 99L127 98L129 99L128 97L129 94H124L123 91H119ZM36 90L37 88H27V91L29 93H33V100L30 101L31 105H35L36 103L40 102V98L37 97V95L40 92L38 93ZM257 90L259 91V89ZM239 92L243 93L242 90H239ZM246 92L250 93L251 91L248 90ZM100 93L102 94V92ZM121 93H123L124 95ZM261 94L262 96L260 98V101L262 102L264 100V89L261 90ZM227 103L230 104L229 107L233 109L232 112L235 113V111H237L238 117L240 116V120H235L230 125V128H232V130L235 131V129L240 127V125L243 124L244 121L246 122L251 119L250 123H253V128L251 132H249L248 134L250 136L249 140H251L254 137L257 138L259 132L257 133L254 124L259 122L262 123L263 121L261 120V118L259 117L257 119V118H253L250 115L240 114L241 108L245 109L246 107L245 103L243 102L233 103L227 100ZM28 106L29 105L27 104V107ZM254 107L256 108L255 111L260 109L259 113L262 112L263 114L264 107L261 108V103L259 102L256 103ZM179 108H182L181 111H179ZM113 111L114 110H112L111 115ZM119 112L117 113V117L119 115ZM89 121L88 123L90 124V126L91 125L95 126L94 130L92 126L91 129L89 130V131H95V140L93 141V143L91 144L86 140L87 134L84 125L81 126L74 121H70V123H68L70 125V128L72 127L75 130L76 129L77 130L73 132L70 130L65 131L68 132L66 135L60 134L61 140L59 141V144L62 151H64L65 154L64 155L57 154L54 157H57L61 163L64 162V165H62L64 170L71 169L72 167L74 174L86 173L88 175L87 178L89 179V181L91 180V183L94 184V188L92 190L93 192L97 191L100 187L106 188V195L100 194L97 196V198L91 196L93 198L94 203H96L97 206L108 205L110 207V211L113 212L114 215L118 211L123 212L126 218L128 217V219H132L133 221L131 225H129L130 228L127 229L126 231H129L131 228L136 229V227H134V224L138 222H136V219L133 220V217L135 212L137 213L138 207L140 206L141 203H139L137 201V198L134 197L131 198V201H128L126 203L127 198H125L124 190L122 193H120L115 188L114 183H107V181L102 180V174L106 175L107 177H109V179H111L114 173L119 169H121L122 167H126L125 169H128L123 172L124 175H128V173H130L129 171L130 168L126 160L128 155L127 147L129 144L127 145L124 143L123 146V144L118 142V140L115 139V136L111 134V130L116 124L111 125L109 128H106L105 131L102 133H96L95 121L92 120ZM62 129L68 130L66 127H63ZM260 144L261 141L258 142L257 146H260ZM259 149L260 147L257 148V151L261 153L263 148H261L260 150ZM69 150L70 151L76 150L82 152V157L74 158L70 153L67 154ZM83 164L86 165L85 168L82 167ZM98 169H100L101 172H99ZM156 182H159V180H156ZM152 184L153 183H151V185ZM127 195L128 193L126 194V196ZM39 202H40L39 206L41 208L39 210H41V212H43L46 217L48 216L55 217V214H52L50 210L44 207L45 204L47 205L48 201H45V199L43 200L39 199ZM28 203L33 207L37 204L31 198L28 199ZM222 209L226 210V207L224 205L221 206L217 205L213 210H206L202 214L203 220L206 222V224L209 227L213 228L214 230L213 235L214 234L223 235V231L225 229L224 226L227 224L222 214ZM38 224L40 225V220L38 221ZM10 226H12L13 228L12 221L6 218L4 219L0 218V237L6 235L8 236L9 239L11 232L9 229ZM121 226L123 229L125 228V225H121V223H119V227ZM13 244L14 242L12 243V245ZM39 246L40 249H36L34 246V250L36 251L35 252L30 251L31 252L30 255L26 254L27 250L25 249H21L19 252L20 254H18L16 250L17 246L14 245L11 246L10 242L8 244L0 246V253H1L0 264H57L59 262V260H57L51 254L49 249L44 248L40 244ZM8 254H13L14 257L12 259H8L7 257ZM23 258L30 261L24 263Z\"/></svg>", "mask_w": 264, "mask_h": 264}]
</instances>
